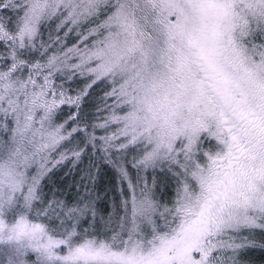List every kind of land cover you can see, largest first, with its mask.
I'll use <instances>...</instances> for the list:
<instances>
[{
  "label": "snow or ice",
  "instance_id": "snow-or-ice-1",
  "mask_svg": "<svg viewBox=\"0 0 264 264\" xmlns=\"http://www.w3.org/2000/svg\"><path fill=\"white\" fill-rule=\"evenodd\" d=\"M0 264H264V0H0Z\"/></svg>",
  "mask_w": 264,
  "mask_h": 264
}]
</instances>
